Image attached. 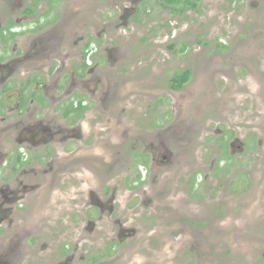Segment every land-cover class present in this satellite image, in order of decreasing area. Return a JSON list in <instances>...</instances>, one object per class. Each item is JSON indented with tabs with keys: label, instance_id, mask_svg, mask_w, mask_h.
<instances>
[{
	"label": "rangeland",
	"instance_id": "obj_1",
	"mask_svg": "<svg viewBox=\"0 0 264 264\" xmlns=\"http://www.w3.org/2000/svg\"><path fill=\"white\" fill-rule=\"evenodd\" d=\"M147 1V13L139 11L133 23L115 34L122 53L119 64L126 74L115 106L124 107L122 123L127 128H146L137 148L150 149L156 131L168 133L170 150L177 144L187 145L198 164L190 158L191 165H182L170 185L164 180L153 185L152 197L161 195L154 203L146 200L138 211L134 209L136 188L124 189L122 173L111 172L112 184L123 188L114 198L122 210L117 216L135 231L119 243L112 242L116 253L106 258L110 264H264V0H198L196 7L188 6L183 12L180 5L165 0ZM170 44L173 49L168 48ZM186 45L181 53L180 47ZM138 68L142 75H136ZM186 68L191 71L188 81L171 91V75ZM48 80H53L52 74H43V81ZM150 102L157 107L154 130L146 124L153 112ZM117 114L109 115L111 123ZM184 114L188 116L176 119ZM89 125L86 120L84 127ZM179 136L181 141H176ZM230 139L235 140L234 146L229 145ZM220 141L229 155L214 168L212 160L222 154L217 147ZM136 154L140 160L149 157ZM203 166L212 170L205 179ZM188 175L197 186L189 187ZM98 178L93 169L68 171L64 176L68 184L58 182L54 190L63 196L50 195L46 201L47 216L61 212L62 240L68 247L63 254H73L70 249L79 244V252L90 260L97 244L105 240L88 239L91 234L84 217L78 216L76 225L65 209L72 203L75 188L81 193L82 207L89 188L103 185ZM173 185L177 188L172 189ZM56 201L61 203L58 212L52 208ZM46 222L56 223L54 219ZM111 224L117 225L114 220ZM105 229L108 239L107 224ZM46 241L55 251L59 242L48 233ZM75 257V264H85Z\"/></svg>",
	"mask_w": 264,
	"mask_h": 264
},
{
	"label": "flooded vegetation",
	"instance_id": "obj_2",
	"mask_svg": "<svg viewBox=\"0 0 264 264\" xmlns=\"http://www.w3.org/2000/svg\"><path fill=\"white\" fill-rule=\"evenodd\" d=\"M144 1L0 0V264H75V255L81 258L78 262L85 264H110L106 257L116 253V245L110 244L121 242L135 231L117 216L116 212L122 210L116 207L114 198L123 188L112 184L115 179L111 178V172L122 173L124 189L136 188L134 209L138 211L146 200L154 203L161 195L152 197V190H156L153 185H160L162 180L169 183L182 165H191L190 158L197 163L187 145L177 144L175 150H170L168 133L156 131L151 136L150 149L137 148L136 143L143 142L146 128H127L122 123L124 107L115 106L119 88L126 81L115 34L120 27L133 23L139 11L147 13L144 5L150 2ZM165 1L180 5L179 11L183 12L188 6L196 7L198 0ZM187 47H180L181 53ZM168 48L173 49L171 44ZM140 69L135 71L137 76L142 75ZM184 70L191 74L186 68L171 75L168 81L171 91L179 90L188 81L189 78L181 83L173 80ZM50 73L53 80L46 83L43 74ZM149 105L153 114L146 124L154 130L157 107L151 102ZM114 112L118 116L111 123L109 115ZM86 120L90 124L87 129ZM138 124L135 126H141ZM228 141L234 146L235 140ZM217 147L222 154L212 160L214 168L229 155L223 141ZM136 153L149 157L140 160ZM201 158L199 154V163ZM203 167L205 179L212 170ZM75 168L82 172L93 169L103 182L99 189L89 188L82 207L81 193L75 188L72 203L68 202L65 208L76 225L78 216L84 217L91 234L88 239H105L102 245L97 244L90 260L79 252L82 248L79 244L70 249L73 254L70 251L63 254L68 247L62 240L61 212L53 217L46 214L48 197L64 194L54 192L56 184H68L64 176ZM186 181L190 188L197 186L191 175ZM147 182L152 186L146 187ZM60 207L59 201L52 206L55 212ZM44 219H54L56 223L49 226ZM111 220L117 225H112ZM45 233L59 242L55 251L47 241L43 242ZM37 239L42 242L34 246ZM77 239L82 242L80 235Z\"/></svg>",
	"mask_w": 264,
	"mask_h": 264
},
{
	"label": "trees",
	"instance_id": "obj_3",
	"mask_svg": "<svg viewBox=\"0 0 264 264\" xmlns=\"http://www.w3.org/2000/svg\"><path fill=\"white\" fill-rule=\"evenodd\" d=\"M186 3H188L187 1H185ZM195 5V3H194ZM189 71L188 70H184L181 74H176L175 77H173L174 82H184L189 78Z\"/></svg>",
	"mask_w": 264,
	"mask_h": 264
}]
</instances>
